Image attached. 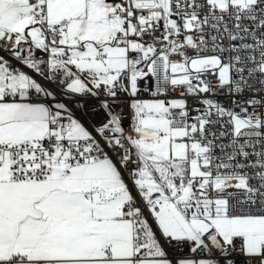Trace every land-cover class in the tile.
<instances>
[{
	"label": "snow or ice",
	"instance_id": "1",
	"mask_svg": "<svg viewBox=\"0 0 264 264\" xmlns=\"http://www.w3.org/2000/svg\"><path fill=\"white\" fill-rule=\"evenodd\" d=\"M19 65L108 120L94 135ZM225 88L254 95L202 97ZM210 232L264 264V0H0V264H218L165 250Z\"/></svg>",
	"mask_w": 264,
	"mask_h": 264
},
{
	"label": "built area",
	"instance_id": "2",
	"mask_svg": "<svg viewBox=\"0 0 264 264\" xmlns=\"http://www.w3.org/2000/svg\"><path fill=\"white\" fill-rule=\"evenodd\" d=\"M39 57V53H37ZM173 59H179L177 56H173ZM16 61H13V64L16 65ZM25 72L28 74L34 76L40 83L48 87L50 90H52L56 95V101L55 102H62L66 104L68 109L72 112L75 118H77L82 124H84L85 127L88 128L89 131L93 132L95 135L94 128L96 126H99L106 122L108 120V113L105 109H103L100 105V100L105 99L103 95H101L100 99H97L96 97L92 95H72V94H65L64 91L59 88L58 81L57 82H49L44 80L42 77L38 76L34 71L27 69L23 65H19ZM151 83V88L149 91H144L143 88L145 85H148ZM212 84H216V80L212 79ZM157 82L155 78L145 79L140 83L141 91L139 93L140 98L143 99H151L152 98V92L156 90ZM259 87V85H257ZM181 89H171L169 88L167 92L162 94L158 98L162 99H172V98H181ZM254 95V93L251 92H245L243 94H229L227 88L225 89H214L211 94H202L203 96H208L215 101L219 102L226 108L234 109L236 111H239V107L244 106V101L247 99H250ZM188 102V108L190 110L195 108H200L202 105L199 103V100L195 97L188 96L185 97ZM110 99V98H109ZM236 100L239 102V106L233 105L232 101ZM130 100L128 99L127 93H123L120 95L119 99L114 103L110 104V111H112L114 114L119 112L122 114V123L123 127L126 131L130 132V124H131V115H130V108H129ZM259 111V109H256ZM249 111H253V109H249ZM191 116L197 115L196 111L190 112ZM133 167L132 165H129V168ZM125 180L129 183L130 188L133 187L131 180L129 179L128 173H124ZM133 192L135 194L134 188ZM155 228V225H153ZM214 232H210L205 235L204 240L207 244L208 248L211 251H202L198 252L196 254L191 253V246L185 245L182 249H177L173 247L165 246V250L168 253L169 258L176 259L180 256H190V255H196L198 257H203L206 259H212L216 260L218 264H227L228 260H232L233 264H246V259L243 255L239 252V244L237 242V250L235 252H232L231 248H229V255L227 257L221 255L219 251V243L217 240H213Z\"/></svg>",
	"mask_w": 264,
	"mask_h": 264
}]
</instances>
